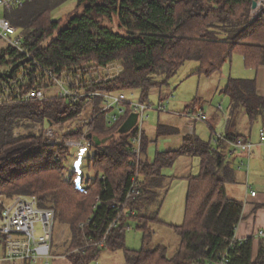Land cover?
Segmentation results:
<instances>
[{
	"label": "trees",
	"instance_id": "16d2710c",
	"mask_svg": "<svg viewBox=\"0 0 264 264\" xmlns=\"http://www.w3.org/2000/svg\"><path fill=\"white\" fill-rule=\"evenodd\" d=\"M76 1L63 23L49 16L58 0H30L22 8L8 10L5 16L19 28L18 35L33 62L55 76L71 72L76 77L86 72L88 80L80 75L77 92L137 90L138 102L150 105V90L167 86L186 61L198 64L191 74L206 76L219 72L235 54L242 56L246 66L264 65V8L251 15L253 0ZM22 57L24 54L10 45L1 46L0 69L15 67ZM114 60L120 61L118 73L101 77L99 68ZM32 83L21 91L30 89ZM43 89L47 94L42 100L0 103V215L4 204L17 195H35L39 205H51L55 225L57 221L67 225L71 234L60 250L53 247V239L51 254L64 255L72 264H94L105 248L122 250L126 264H215L224 254L227 264H264V235L258 237L255 257V236L234 239L243 201L229 196L226 189V184L235 182L227 160L231 151L227 141L247 139L231 130L238 112L243 110L251 122L262 116L264 123V96L258 92L254 78L227 79L222 90L229 98L227 127L222 135L225 139L213 135L205 141L195 134H184L178 149L159 151L152 162L141 156L139 194L129 199L125 194L136 170L130 139L136 128L126 133H119L118 128L132 112L130 101L122 102L124 112L108 123L107 111H100L101 96L87 103L85 97L57 96L52 85ZM196 102L180 112L195 115L202 111L192 107ZM88 104L92 105L90 119H82ZM36 122L40 130L34 132ZM44 125L61 129L60 140L49 143ZM17 126L27 130L15 135ZM173 131L158 124L156 135ZM93 136L108 140L98 143ZM69 138L90 141V146L74 148L91 150L86 159L91 175L79 177L76 170H67L72 148L64 142ZM144 139L143 129L142 152ZM179 155L198 157L199 171L185 177L183 221L168 224L179 237L177 247L169 254L163 244L152 248L147 245L153 235L151 223H163L158 214L169 184L161 170ZM150 204L155 205L151 212L147 208ZM115 218L116 226L107 231ZM129 218L142 231L140 249L125 245ZM3 241L0 234L2 254Z\"/></svg>",
	"mask_w": 264,
	"mask_h": 264
},
{
	"label": "built area",
	"instance_id": "2783aa9c",
	"mask_svg": "<svg viewBox=\"0 0 264 264\" xmlns=\"http://www.w3.org/2000/svg\"><path fill=\"white\" fill-rule=\"evenodd\" d=\"M30 0H0V7L5 11L13 8H22L25 2ZM256 7L252 9V13L264 8V0H256ZM0 38L11 47L24 54L20 60H17L14 65L1 68L2 75L0 76V103L7 100H42L46 96L44 87L52 85L56 87L57 96H69L72 99L77 97H85L87 103L94 96L102 97V107L100 111L105 113L106 121L113 123L118 119V115L124 112V107L121 103L129 101L123 92H99V91H81L77 92L76 87L79 85L78 80L81 72L77 73L76 77L69 72L63 73L60 76H55L50 69H45L32 60L26 46L23 45L22 38L17 33V27L4 15L0 17ZM25 60V61H24ZM109 64L99 68L101 77L112 76L113 73H118L121 66L118 64L116 69H110ZM93 69V68H92ZM90 69V71H92ZM11 70V76L6 73ZM115 71V72H112ZM32 74V76H31ZM95 74V73H94ZM84 80H88L86 72H83ZM96 75V74H95ZM32 80V81H31ZM32 83V87L28 90L21 91L24 85ZM131 110L137 114L136 122L133 127L136 132L131 136L133 144V152L135 159L133 160L136 166L135 174L131 178L129 189L125 194V199H129L139 194L138 169L140 167L141 158V143L143 133V119L146 117L145 111L150 108L140 102L130 101ZM157 110H164L165 105L158 104ZM110 110V111H109ZM193 114L189 112V116ZM194 118L205 120L206 116L202 111H198ZM87 119H90L87 118ZM132 127V128H133ZM260 139L264 138V131H260ZM44 135L48 137V142L53 144L60 140V134L54 135L50 128L46 127ZM215 139H225L220 134H215ZM227 141V140H226ZM230 145L231 152L239 154H249L253 143L248 139L237 138L227 141ZM64 145L67 148H85L90 146V141L84 142L81 139H66ZM254 190L250 191V195L255 196ZM123 205V204H122ZM115 206V204H113ZM120 204H118V207ZM116 207V206H115ZM124 211V209H123ZM121 213L116 216L119 217ZM55 210L51 206H41L35 195H17L10 199L2 209L0 215V234L3 235V254L0 257L1 261H7L10 264H49L53 257L51 254L52 241L55 229ZM117 218L113 219L107 231L111 226H116ZM83 226V223L80 224ZM39 228V233H36ZM264 235V231L258 230L255 233L256 237ZM234 239H237L236 237ZM228 258L224 254L215 264H227Z\"/></svg>",
	"mask_w": 264,
	"mask_h": 264
},
{
	"label": "rangeland",
	"instance_id": "374dc122",
	"mask_svg": "<svg viewBox=\"0 0 264 264\" xmlns=\"http://www.w3.org/2000/svg\"><path fill=\"white\" fill-rule=\"evenodd\" d=\"M58 5L52 8L49 12V16L52 19H60L59 21L63 23L66 16L75 8L76 0H58ZM24 11V10H23ZM252 11V9H251ZM260 10L256 13H252L251 15H257ZM5 15V10L0 7V17ZM19 28H17V33L19 32ZM5 42L0 38V47L5 46ZM235 61V57L237 55L232 56ZM232 58V59H233ZM120 65L119 60H114L110 62L109 68L116 69L117 65ZM197 65L196 61L190 60L186 61L182 66L179 67L177 72L168 80V85L163 86L161 88H153L150 90L148 94V102L150 103V108H147L145 111L146 117L143 121V129L145 130V135L148 139V144L146 148V154L149 159H152L157 151H162L167 147L176 148L181 144L182 135L189 130V126H196L197 134H204L203 138L208 139L211 135V130L208 126V120H193L194 116H189L190 111L180 112L184 110L188 105H192L193 101L199 99L200 106L205 110V116H210V111H214L216 106L218 108V119L223 116V108L219 107L224 105V108L228 106V96L224 95L218 88L217 80L219 76L223 73H227L229 71V63H225L219 72L213 73L210 76H206L204 74H191V71ZM236 66V65H235ZM234 66V68H235ZM234 71V69H233ZM115 72V71H112ZM236 72V71H234ZM160 79V78H159ZM218 88V90H217ZM52 90L57 92V88L53 87ZM124 95H126L127 99L132 102H138V94L137 90H123ZM167 96L165 99L164 97ZM158 104L165 105V109L158 111L156 109ZM92 105L88 104L84 111L82 112V119H87L91 116V107ZM183 113L179 114L177 113ZM191 113V112H190ZM81 119V120H82ZM170 120L173 123L177 124L180 130V134H171L168 137H160L155 138L156 135V126L158 122H163L164 120ZM217 119V120H218ZM21 121H25L24 119H20ZM80 120V122H81ZM28 121V120H26ZM213 125L216 130L215 133L218 132L219 126L217 123ZM48 127L51 129L54 135L62 134L61 129L53 127L52 125H44V129ZM27 129L22 126H17L15 129V135L19 133H24ZM34 132L40 130V124L37 122L32 127ZM48 139V137H47ZM181 139V140H180ZM91 153L89 149H69V155L67 156L66 167L69 172L71 170H76L78 176H89L92 174V170L88 168L86 164V159L88 154ZM162 174L176 176L185 173H191V175H195L199 171V160L195 156H187V155H179L174 162L165 166L161 170ZM243 175H240V182L244 179ZM181 182V180H176L173 186L168 191L167 196H165L164 201L160 207L158 218L160 221H165L167 223L178 224L183 221L184 214V200L186 196V188ZM50 205V204H48ZM51 206V205H50ZM148 211L151 212L155 209L154 204H150L148 207ZM55 225L54 229V241L53 247L62 248L61 244L64 243L69 237L70 229L67 225L59 223ZM178 222V223H176ZM126 231H125V245L131 249H140L142 246V231L136 228V221L134 219L126 220ZM150 227L153 230V235L148 243V248H152L157 246L158 244H163L168 247V253L172 254L177 244L179 242L178 235L167 225L160 222L151 223ZM36 233H39V228H37ZM118 255V258L115 257ZM123 255L122 250H117L115 252H111V250H106L105 254H103L102 259L96 260L94 264H119L121 261V256ZM0 257H2V246L0 245ZM120 257V258H119ZM120 259V260H119ZM0 264H9L7 261H1ZM50 264V261H49Z\"/></svg>",
	"mask_w": 264,
	"mask_h": 264
},
{
	"label": "crops",
	"instance_id": "0c3cea01",
	"mask_svg": "<svg viewBox=\"0 0 264 264\" xmlns=\"http://www.w3.org/2000/svg\"><path fill=\"white\" fill-rule=\"evenodd\" d=\"M6 12L7 11H5V13ZM235 55H237V57H235V61H233L234 58L232 57L233 59L230 62H228L229 71L225 74L222 73L217 80L218 88H220L219 90L222 92L229 76L238 77V78H254L258 92L264 96V65H259L256 68L246 66L243 61L242 56L239 54H235ZM197 67H198V64L195 66L193 70L197 69ZM233 69L236 72H234ZM228 104H229V99H228ZM192 107L194 109L201 108L202 112L204 114L206 113L203 107L200 106L199 99L197 100L196 104H194ZM219 107L221 109L223 108V111H224L223 116L221 118L218 119L219 112L218 110H216L218 108V106H216L214 107L215 108L214 111L212 110L210 111V116L208 117V119L207 117L205 119V120H208V126L211 130V135L208 139L203 138L204 136H206L204 134H201V135L197 134L196 126H189V130H187L184 134H195L205 141L210 140L212 136L215 134H220V135L225 134L226 127H227V112H226L227 107L224 108V105L222 104L221 106L219 104ZM191 119L198 120L194 118H191ZM235 121H236L235 125L231 127L232 132L238 135L239 134L245 135L247 139L253 143V146L249 154H239V153H234V152L232 153L230 151L231 149L229 146L228 152L230 151L229 152L230 155L227 157V160L229 161V165L233 168L234 173H235V182L226 184V189L229 193V196L243 201L241 218L239 219L235 227L234 236L237 239H246L252 235L255 236V233L258 230L264 231V138L263 140H261L260 134H259L261 130L264 131V123H263L262 116H258L254 121L251 122L249 120L248 115L243 110L238 112V115ZM216 123L219 126V130L217 133L213 134L215 132L214 130H216V128H214L213 125L216 127L215 125ZM158 124H163L164 126L174 128L173 132L160 135V137L162 136L168 137L171 134H177V135L178 133L180 134V130L177 124L173 123L172 121L168 119L164 120L163 122L160 121L157 123V125ZM145 134L146 133L144 130V136H145L144 151L142 152L141 156H142V159L148 162H152L156 153L159 151L155 153L152 159H149L147 157L146 148L148 144L147 143L148 139ZM184 134L182 135L181 138H183ZM155 138H157V136ZM181 144H182V141H181ZM181 144L176 148L167 147L162 151L178 149L181 146ZM244 174H245V177L242 180V182H240L241 180L239 177L240 175L244 176ZM188 175H191V173L180 174L178 176H176L175 174H173V176L165 175V177H167L166 181L169 184L165 196H167L168 191L173 186L176 180H181V182H184L183 184L185 185V188H187V180L185 179V177ZM251 190H254L256 192L255 196L250 195ZM162 222L163 224L164 223L167 225L170 224L165 221H162ZM171 224H174V223H171ZM257 246H258V237L255 236V238L253 239V248H252L253 257L256 256ZM106 250H111V249H108V248L103 249L100 252V255L97 258V260L100 261L102 259V256L103 254H105ZM115 251L117 250H111V252H115ZM115 257L118 258V255H115ZM101 263L104 264L102 261ZM50 264H72V263L64 255H54L50 259ZM119 264H126L124 254L121 256V261H119Z\"/></svg>",
	"mask_w": 264,
	"mask_h": 264
},
{
	"label": "water",
	"instance_id": "95a60500",
	"mask_svg": "<svg viewBox=\"0 0 264 264\" xmlns=\"http://www.w3.org/2000/svg\"><path fill=\"white\" fill-rule=\"evenodd\" d=\"M256 5H257V3H256V0H253L252 1V4H251V8L252 9H254L255 7H256ZM25 61V60H24ZM2 75V72L0 71V76ZM6 75L8 76V77H10L11 76V70H9L7 73H6ZM136 118H137V114L135 113V112H131L128 116H127V118L121 123V125L119 126V128H118V132L119 133H126V132H128L133 126H134V124H135V122H136ZM89 136H92L91 134H88V137ZM94 137V136H93ZM94 138H96V137H94ZM108 140V137H106V138H102V140L101 139H97L96 138V142H98V143H100V142H105V141H107Z\"/></svg>",
	"mask_w": 264,
	"mask_h": 264
},
{
	"label": "bare ground",
	"instance_id": "6f19581e",
	"mask_svg": "<svg viewBox=\"0 0 264 264\" xmlns=\"http://www.w3.org/2000/svg\"><path fill=\"white\" fill-rule=\"evenodd\" d=\"M112 126V125H111ZM76 137H77V135H76ZM63 156V155H62ZM77 186V185H76ZM126 206V205H125ZM261 240V239H260Z\"/></svg>",
	"mask_w": 264,
	"mask_h": 264
}]
</instances>
